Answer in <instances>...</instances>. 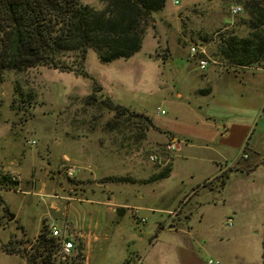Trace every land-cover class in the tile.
<instances>
[{
	"label": "rangeland",
	"instance_id": "obj_1",
	"mask_svg": "<svg viewBox=\"0 0 264 264\" xmlns=\"http://www.w3.org/2000/svg\"><path fill=\"white\" fill-rule=\"evenodd\" d=\"M79 1L95 9L103 7L100 0ZM179 1L175 5L166 0L161 10L152 13L153 21L159 22L156 27L153 21L148 23L141 47L132 56L107 64L88 49V77L45 66L3 72L0 177L8 172L19 183L15 190H0V247L9 240L17 247H27V241L34 239L42 225H53L63 235L78 234L72 236L73 253L70 257L61 255L62 260H70L81 251L83 264H177L174 253L164 249L169 242L165 238L153 242L154 234L160 223L180 221L187 214L181 208L193 205L198 193L201 200L209 202L203 207L202 222L194 213L197 222L191 225L205 233L204 247L196 249L200 264H209L208 260L212 264H264V221L258 203L242 202L240 184L234 174L227 177L231 169L225 170L223 179L227 183L222 193L207 189L219 184L220 174L212 177L219 171L217 166L222 168L234 160L222 161L220 167L210 162V151L197 145L181 144L180 151L174 145L172 152L167 151L165 144L170 140L164 141L163 134L156 129L147 134L152 128H139L144 120L136 113L161 122L175 109L181 118L190 117L186 106L176 108L168 101L176 100L177 89L186 90L198 79L197 63L193 61L199 56L189 57L191 43L204 44L210 60L222 61L217 52L219 37L229 32L237 36L248 33L247 26L241 24L248 18L242 8L244 0H212L207 6L203 0L202 4H195L196 0ZM235 5L241 10L233 15L230 8ZM221 20L230 24L224 28ZM169 54L170 64H166L164 56ZM180 67L185 69L174 74ZM92 79L102 87L101 98H119L130 106L129 112L116 117L100 101H88ZM184 92L188 95V91ZM253 117L258 128L264 123V106ZM243 152H248L247 147ZM153 154L158 155V161L149 159ZM258 156L251 153L245 159L249 170L244 171L251 172L254 178L264 175ZM66 164L74 167L71 177L65 173ZM169 164V178L142 180ZM257 182L250 185L252 191L258 189ZM194 188H198L196 194ZM220 195L226 198L224 203L217 202ZM124 200L131 206L116 205ZM107 202L116 205L114 213L107 208ZM213 202L217 205L211 206ZM230 206L235 207V215H225ZM228 217L232 218L231 225L226 223ZM87 221L92 224L89 229ZM87 230L90 236H82ZM179 240L182 242L184 236ZM0 264L26 261L0 248Z\"/></svg>",
	"mask_w": 264,
	"mask_h": 264
},
{
	"label": "trees",
	"instance_id": "obj_2",
	"mask_svg": "<svg viewBox=\"0 0 264 264\" xmlns=\"http://www.w3.org/2000/svg\"><path fill=\"white\" fill-rule=\"evenodd\" d=\"M100 1L101 9L79 0H0V81L4 71L18 72L37 66L88 77L85 68L88 49L94 50L102 63L132 56L141 47L146 26L153 21L152 13L166 4V0ZM242 8L248 16L241 23L247 26V35L229 32L219 37L218 56L227 67H249L264 61V5L261 0H244ZM101 90V85L92 79V89L86 99L100 101L116 117L129 112L127 106L109 96L102 94L101 98ZM136 115L144 120L139 127L142 131L161 130L146 114ZM170 164L153 173L147 181L167 177ZM225 173L218 176L219 187L225 183ZM109 179L130 181L123 177ZM18 183L15 175L3 173L0 190H15ZM61 242V238L53 237L49 228L42 225L34 239L27 241V247L20 244L17 247L9 240L0 248L7 254L23 257L26 264H83L81 251L70 260H62Z\"/></svg>",
	"mask_w": 264,
	"mask_h": 264
},
{
	"label": "crops",
	"instance_id": "obj_3",
	"mask_svg": "<svg viewBox=\"0 0 264 264\" xmlns=\"http://www.w3.org/2000/svg\"><path fill=\"white\" fill-rule=\"evenodd\" d=\"M203 1L207 6V3L212 0ZM203 1L196 0L194 2L195 4H202ZM175 18L179 19L177 15ZM153 22L154 27H156L159 21L154 20ZM228 23L229 21L222 22L221 20V24H224V28L230 24ZM155 38L157 41L159 38L158 34H156ZM191 39H193V37ZM160 43L163 45L162 42ZM176 45L178 44L176 43ZM169 56L170 55L166 57V61L169 60ZM193 62L196 63V61ZM109 63L112 64L114 62L112 61ZM166 64H170V62L167 61ZM196 68H198L197 64ZM183 69L185 68L180 67L174 74L181 72ZM198 72L199 75H196L198 79L193 86L186 90H184L183 87L177 89L175 92L176 100L168 101L172 106H177L176 108L186 106L191 112L189 118H181L178 115V109H175L173 114L162 122L147 116L161 129L157 132L165 136L164 141L169 139L174 145H177V151L181 150V144L185 146H200L210 151V162L215 164L218 163L220 167L222 161L226 163L234 160L231 164H224L223 167L226 168H219V166H217L219 171L217 174L214 173L212 177L221 174L225 170L231 169L232 171L230 170L231 172H229L228 175L226 171L225 175L229 177L234 174V178L237 180V183L240 184L239 196L242 198V202L245 204L257 202L260 216L264 221V175L254 178L250 176L251 172L244 171L249 170L245 167V159H248L251 153L259 155L258 163L264 165V123L256 128L253 119V115L256 111L264 106V61L262 64L255 66L234 68L227 67L222 61L211 59L208 61L206 69L202 71L198 68ZM204 90L205 92H202ZM184 91H188V95H186ZM185 97L186 101H184ZM115 100L130 108V106L124 102H120L119 98H115ZM149 131H154V129L147 130V134ZM246 147L249 153L246 152L245 154L243 151H246ZM172 160L173 156L171 161ZM149 177H145L142 180L147 181ZM169 177L170 172L167 177L162 179H167ZM256 180L258 181L257 184L259 187L256 191H252L250 185L254 184ZM226 183L225 180L222 188L215 183L207 189L208 191L220 190L218 193H222V190L226 187ZM195 190H198V188L193 189V193L196 194L197 191ZM196 195L197 200L194 201L193 205H189L185 209L178 207L187 212L180 221L175 224H171L170 222L160 223L154 234L153 242L162 238H165L169 242L165 244L168 248L164 249H168L174 253L177 264H200L196 249L204 247L205 233L201 230L194 229L191 225L197 222L193 219L194 213L199 215V222H202V217L204 215L203 207L205 205L208 206L209 202L201 200L198 193ZM138 197L142 196L138 195ZM108 200H110V198ZM225 200L226 198L223 195L217 198V202L224 203ZM88 201L90 202L91 200L87 199V202ZM106 201H103V203H106ZM184 202L185 198L182 200V203ZM217 202H213L211 206H216ZM116 205L123 208L131 206L125 200ZM116 205L109 203L107 204V208L114 213ZM132 207L136 208L137 206ZM234 209L235 207L230 206L224 211V213H226L225 215H230V213L235 215ZM229 218L232 224V218L228 217L227 220ZM184 225L186 229L183 227ZM85 226L89 229L92 224L90 221H87ZM73 235L78 234L76 232L69 233L70 238H73ZM102 235L106 237V234ZM82 236H90V230L82 232ZM180 236H184L182 242L179 240ZM220 241H222V238H220Z\"/></svg>",
	"mask_w": 264,
	"mask_h": 264
},
{
	"label": "built area",
	"instance_id": "obj_4",
	"mask_svg": "<svg viewBox=\"0 0 264 264\" xmlns=\"http://www.w3.org/2000/svg\"><path fill=\"white\" fill-rule=\"evenodd\" d=\"M169 2H171L172 4H179V0H168ZM241 10V7L238 5L232 6L230 8V13L235 15L238 14ZM190 58H196V56H199L197 58V67L204 71L206 69V66L208 64V61L210 60L208 54L206 53V49H205V45L204 44H196V43H191L189 45V53H188ZM162 112V111H161ZM165 149L167 151L172 152L174 150V143L172 141H169L165 144ZM245 156V155H243ZM149 159L153 162L158 161L159 157L156 154L150 155ZM63 167L65 168V173L68 177L73 176V171H74V167L71 165H63ZM227 223L229 225H231V219L229 218L227 220ZM51 235L53 237H59L61 238L62 242H61V249L60 252L62 254V256H69L73 253L74 248H75V243L73 242V239L69 237V234H65L63 235L55 226H51L49 228ZM209 264H212L213 262L211 260H208ZM215 263H218V261H215Z\"/></svg>",
	"mask_w": 264,
	"mask_h": 264
},
{
	"label": "water",
	"instance_id": "obj_5",
	"mask_svg": "<svg viewBox=\"0 0 264 264\" xmlns=\"http://www.w3.org/2000/svg\"><path fill=\"white\" fill-rule=\"evenodd\" d=\"M8 215H9L10 219L13 218V216H14L13 214H10V213Z\"/></svg>",
	"mask_w": 264,
	"mask_h": 264
}]
</instances>
